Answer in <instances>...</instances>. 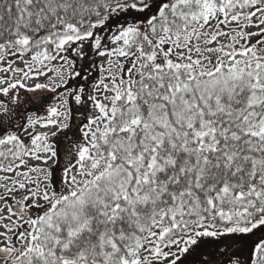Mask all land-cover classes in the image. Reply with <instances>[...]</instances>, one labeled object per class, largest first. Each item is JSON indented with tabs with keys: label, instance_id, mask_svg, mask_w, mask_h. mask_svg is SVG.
<instances>
[{
	"label": "snow or ice",
	"instance_id": "6c2138e0",
	"mask_svg": "<svg viewBox=\"0 0 264 264\" xmlns=\"http://www.w3.org/2000/svg\"><path fill=\"white\" fill-rule=\"evenodd\" d=\"M0 264H264V0H0Z\"/></svg>",
	"mask_w": 264,
	"mask_h": 264
}]
</instances>
